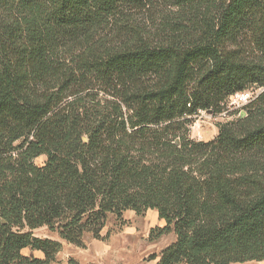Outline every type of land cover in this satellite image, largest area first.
Listing matches in <instances>:
<instances>
[{"label": "trees", "instance_id": "16d2710c", "mask_svg": "<svg viewBox=\"0 0 264 264\" xmlns=\"http://www.w3.org/2000/svg\"><path fill=\"white\" fill-rule=\"evenodd\" d=\"M175 3L204 8L199 37L106 48L104 24L151 0H0V264H53L63 242L107 240L110 216L149 211L165 223L151 240L176 237L151 262L264 264V93L213 141L187 129L264 88V0ZM98 84L118 100L109 110L83 96Z\"/></svg>", "mask_w": 264, "mask_h": 264}, {"label": "rangeland", "instance_id": "374dc122", "mask_svg": "<svg viewBox=\"0 0 264 264\" xmlns=\"http://www.w3.org/2000/svg\"><path fill=\"white\" fill-rule=\"evenodd\" d=\"M175 4V0H151V4L145 9L127 11L118 18L109 20L104 24L101 34L96 37V40L102 41L106 48H113L115 43H124L125 41L165 42L164 39L169 32L173 33L174 30H178L177 32L181 30L183 34L190 33L193 37H199L202 32L204 8L200 6L198 14L194 15L193 7L180 8ZM247 48L244 52L246 57L255 59L258 54L253 47L247 44ZM76 54L77 52L73 51L66 55L62 54V60L65 59L67 60L66 64L72 65ZM113 94L112 90L98 84L97 86L92 85L83 96H86L87 102L96 109L109 110L113 103L118 101L113 97ZM229 106V104H225V107L221 108V112L211 116L198 113L190 120L187 128L189 138L204 143L213 141L218 136L222 125L247 117L249 111L247 108L232 110ZM226 107H228L229 113L227 117H223L221 113L226 110ZM254 123H264V116L257 118ZM45 162L46 157H40L35 161V164L41 167ZM164 225L165 223L159 220L157 212L153 211L147 212L142 217L136 216L133 212H127L124 214L123 221H118L115 217L110 216L102 234L103 236L109 235L107 240L97 241L88 235L84 240L85 249L63 245L55 264H67L69 258L79 264H154L150 261L152 255L160 256L161 252L176 239L173 234L159 240L150 239V231ZM35 235L39 238H56L50 235L45 228L36 231ZM245 264L262 263L248 262Z\"/></svg>", "mask_w": 264, "mask_h": 264}, {"label": "built area", "instance_id": "2783aa9c", "mask_svg": "<svg viewBox=\"0 0 264 264\" xmlns=\"http://www.w3.org/2000/svg\"><path fill=\"white\" fill-rule=\"evenodd\" d=\"M264 93V88H257L252 87L251 89L243 92V93H237L232 96H230L226 102L222 103L221 107H225V104H229V108H232V110H243L245 108H248L250 105H252L254 102L257 101V99ZM226 110L221 113L223 117H227L228 111ZM229 110V109H228ZM199 114L208 115L211 116L214 114V112H199ZM198 115V114H197ZM196 115V116H197ZM194 116V117H196ZM193 117V118H194ZM192 119V118H190Z\"/></svg>", "mask_w": 264, "mask_h": 264}, {"label": "crops", "instance_id": "0c3cea01", "mask_svg": "<svg viewBox=\"0 0 264 264\" xmlns=\"http://www.w3.org/2000/svg\"><path fill=\"white\" fill-rule=\"evenodd\" d=\"M153 212H155V211H153ZM127 213V212H126ZM165 237V236H164ZM86 238V237H85ZM163 238V237H162ZM176 238V237H175ZM85 240V239H84ZM176 240V239H175ZM174 243V242H173ZM172 243V244H173ZM62 245H69V244H67V243H65V242H63L62 243ZM69 246H72V245H69ZM73 247H75V246H73ZM76 248V247H75ZM63 249V248H62ZM79 249V248H78ZM25 252H28V253H25ZM61 253V252H60ZM59 253V254H60ZM59 254L57 255V256H59ZM22 255L23 256H25V257H34V258H36V259H39V260H44V254L43 253H41V252H37V251H31L30 249H25V250H23L22 251ZM56 259H57V257H56ZM70 259H72V258H69L68 259V261L70 260ZM68 261H67V263H68ZM56 263V262H55ZM55 263H53V264H55ZM154 264H156V262H154Z\"/></svg>", "mask_w": 264, "mask_h": 264}]
</instances>
